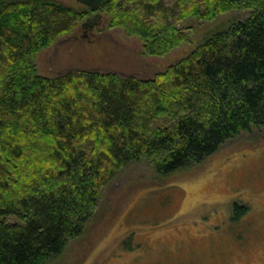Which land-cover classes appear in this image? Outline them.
Masks as SVG:
<instances>
[{"label":"trees","instance_id":"obj_1","mask_svg":"<svg viewBox=\"0 0 264 264\" xmlns=\"http://www.w3.org/2000/svg\"><path fill=\"white\" fill-rule=\"evenodd\" d=\"M170 1L108 0L79 12L55 0H0V264L62 253L127 165L146 159L164 177L264 128V0ZM234 9L249 14L150 77L37 68L40 51L97 10L139 36L143 54L162 56L191 39L193 27L179 22Z\"/></svg>","mask_w":264,"mask_h":264},{"label":"rangeland","instance_id":"obj_2","mask_svg":"<svg viewBox=\"0 0 264 264\" xmlns=\"http://www.w3.org/2000/svg\"><path fill=\"white\" fill-rule=\"evenodd\" d=\"M55 1L87 10L78 0ZM99 13L82 17L38 53L41 74L88 69L150 77L188 55L211 30L249 14L234 9L214 20L189 17L178 26H192L191 39L153 56L142 53L139 36L110 26L111 17ZM47 264H264V128L243 131L201 164L164 177L146 159L127 165L103 189L84 232Z\"/></svg>","mask_w":264,"mask_h":264},{"label":"water","instance_id":"obj_3","mask_svg":"<svg viewBox=\"0 0 264 264\" xmlns=\"http://www.w3.org/2000/svg\"><path fill=\"white\" fill-rule=\"evenodd\" d=\"M78 1L88 7H99L108 0H78Z\"/></svg>","mask_w":264,"mask_h":264},{"label":"flooded vegetation","instance_id":"obj_4","mask_svg":"<svg viewBox=\"0 0 264 264\" xmlns=\"http://www.w3.org/2000/svg\"><path fill=\"white\" fill-rule=\"evenodd\" d=\"M102 14L99 13V16H101ZM85 27H89V26H85Z\"/></svg>","mask_w":264,"mask_h":264}]
</instances>
